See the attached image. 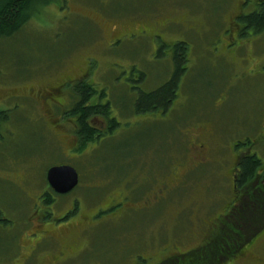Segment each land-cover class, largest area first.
<instances>
[{
    "label": "rangeland",
    "instance_id": "1",
    "mask_svg": "<svg viewBox=\"0 0 264 264\" xmlns=\"http://www.w3.org/2000/svg\"><path fill=\"white\" fill-rule=\"evenodd\" d=\"M241 1L37 0L22 27L0 36V109L5 108L0 111V264H161V259L183 264L194 247L190 254L205 245L212 250L239 246V235L227 242L238 227L234 223L245 240L264 225V209L255 224L237 217L253 203L256 190L238 186L248 199L236 200L237 151L229 148L239 138L240 148L246 146L243 137L250 134L264 163V138L258 135L264 71L246 69L264 61V29L250 36L248 63L221 54L224 40L217 38ZM263 2L247 0L244 6L247 11ZM168 20L178 23L165 26ZM143 27L169 42L193 41L194 60L171 106L137 113L141 91L156 89L173 72L168 45L153 56L156 46L148 36L110 43ZM87 70L90 81L105 89L102 101L111 104L109 115L120 124L110 132L108 122L95 117L93 124L106 131L79 148L74 117H60L71 99L56 106L58 118H50L35 97ZM202 127L212 135L202 136L208 141L206 157L193 165L188 147ZM61 163L77 168L82 186L72 192L80 197L78 213L59 225L53 222L71 207L72 196L51 203L39 196L48 168ZM256 178L253 185L264 184L263 169ZM162 184L168 190L156 200ZM120 201L114 211L104 209ZM98 207L104 216L92 215ZM255 247L249 259L221 264H258L264 237ZM224 253L219 250L211 259L221 260Z\"/></svg>",
    "mask_w": 264,
    "mask_h": 264
},
{
    "label": "flooded vegetation",
    "instance_id": "2",
    "mask_svg": "<svg viewBox=\"0 0 264 264\" xmlns=\"http://www.w3.org/2000/svg\"><path fill=\"white\" fill-rule=\"evenodd\" d=\"M247 0H243L240 3H238L235 8L230 12V20L228 21V25L226 24L223 29H221V34L217 37L220 40H224L222 46L220 47V51L221 54H223V50L234 60V59H240L242 62H247L249 58L248 53L250 51H253V42L254 39L250 36H252L254 33H257V29L254 28V26H250V24H248V22L245 21V19H243L244 17L249 16V14L251 13H259V12H263L264 13V2L262 3L261 6H254L252 9H249L246 11L245 8V4H246ZM178 23V21L175 20H168L165 21L164 25L167 26L169 23ZM138 27V26H137ZM264 29V27H263ZM262 29V30H263ZM194 30L193 27H187V31H191ZM261 30V31H262ZM260 32V31H259ZM132 35H136L137 37L139 36H148L150 38L153 39L154 41V45L156 46L154 52H152L153 56H158V52H160L164 46L168 45L170 46V59L173 62V72H172V76L170 77L169 80H172V78H174V76L176 74L177 75V79H176V89L175 92L176 94H178L177 89L180 86V83L182 81V78L184 77V75L187 73V71L189 69H191L192 63H193V58L191 56L192 54V42L190 40H186V39H173L172 41H167L163 38L162 33L160 32H155V33H148V29L147 28H142L141 30H131L128 31L120 36H116L115 39H113L110 43H114L117 39L119 38H123V37H131ZM156 41V42H155ZM183 48V58L180 60L178 59L177 53H180V49ZM182 50V49H181ZM180 58V57H179ZM87 66L89 69H91V64L89 61L86 62ZM249 67L247 66V70L249 69H261L262 71H264V61L260 60L258 61V65ZM92 70V69H91ZM142 71V70H141ZM143 72L140 73L141 77L143 76V74H148L146 70H143ZM143 73V74H142ZM261 73V72H258ZM91 73L90 71H85V72H78L77 76H72L70 78H68L67 80H65L64 82H62L61 84H58V86H54V88L51 91H44V90H40V94H37V96L35 99L37 102H39V104L41 105V107L45 110V116L49 115L50 118H52L53 116H55V108L56 106H64L67 102H68V98L71 99V107H67L65 108V110L61 111L60 113V117L61 118H68L67 113L70 112L71 110H74L75 108L78 107V105H81L82 108H87L89 110V112L91 113L90 116L86 119V121L92 125L93 127L95 126L93 124V121L95 119V117H102L103 122H108L107 125V129L109 126V122L112 119V116H110V111H111V104L108 102L106 103L103 102V98L106 95L105 89L103 88H98L94 82L90 81L89 77H90ZM140 95V94H139ZM31 97H33L32 95H29ZM57 97L62 98V100L57 99ZM139 98V96H138ZM174 99V98H173ZM171 106V105H170ZM92 112V110H94ZM0 111H5V108H1ZM108 112V113H107ZM59 116V115H58ZM58 116H55V118H58ZM81 116V113L79 112L78 114H75L74 116H70V117H74L75 119V126H74V132L77 135V130H78V117ZM109 119V121H108ZM59 121V120H58ZM61 122V121H59ZM58 125H62L61 123H58ZM96 128H98V132L97 135H100L101 133H103L105 130V127L103 128V126H97ZM207 136V135H212V130L206 127H202L199 131L196 132V137L195 140L191 141L189 144V151L192 152L191 155V164L196 165L198 164L201 160H203L206 157V151H207V147H208V141L202 140V136ZM258 135L260 136V138H264V119L262 120L261 123V127L259 130ZM78 137V135H77ZM247 138V140L244 142L245 144H247L249 142V138L250 141L252 143H248L246 146L241 147L239 143V139L235 140L231 146H229V148L232 149V151L234 150L235 153L237 151L236 154V160L234 162V166H233V176L235 178V180H243L241 179L243 174V163L245 162V160L256 154L257 151L255 150V147L253 144V142L255 140L252 141V137H250V134H246L245 137L243 138ZM240 151V152H238ZM190 155V154H189ZM62 164V163H61ZM52 166V165H51ZM260 169L264 168L261 166ZM236 171V172H235ZM79 173V180L77 185L72 188L70 191L68 192H60L57 189H55L48 181L47 179V172H46V179H47V185L45 187V189L41 192L40 194V198L43 202L45 203H49L50 201H53L54 199H58L61 196H72V192L74 191V189H76V187H80L82 186L81 184V173L78 171ZM236 183V182H235ZM239 184V183H238ZM237 183L234 186V190L238 196H236V200L239 199L242 201L248 199V196H244V194L242 192H240V188H244L246 190L249 189L248 186H244L243 184L238 185ZM163 185V184H162ZM168 185H163L162 187H160L157 192L156 195V200L159 199V197L161 196V193L164 190H168L167 188ZM239 186V187H238ZM249 191V190H248ZM239 193V195H238ZM72 205L70 208H68L67 210H65L64 212H62L61 214H59L56 217V220L53 222L54 224H64V223H68L77 213H78V201L80 200V197L78 196H72ZM233 199L235 200V194L233 196ZM251 201H249L250 203ZM117 203H114L112 205H109L107 207H104V209H110V212L114 211L117 207V205H119ZM237 206V204H236ZM101 207H98V209L92 213V215H98V217L104 216V215H99L102 213V211H100ZM231 208H234V206L232 205ZM103 209V211H104ZM50 215V214H49ZM48 215V216H49ZM2 220H4V218L2 217ZM1 220V221H2ZM44 234V230H41ZM264 231V225H262L258 230H256L245 242H243L242 244H240L239 246H237L236 248H233L232 246H228L227 248H224L223 250H225V253L222 255L221 260L224 261H228V260H235L236 261H245L247 259H249L248 257H250L252 254L254 255L256 252V244L257 242L262 239L264 237V234L257 240L254 241V239L259 236L262 232ZM43 236V235H42ZM43 238V237H42ZM253 243V244H252ZM247 245H252L247 246ZM247 246V247H246ZM61 246H59L56 250H59V254L61 257H64V252L62 251V249H60ZM195 248V247H194ZM194 248L189 249L188 251H192ZM211 248V247H210ZM200 250V248H198V251ZM212 250V248H211ZM210 250V251H211ZM206 252V250H201L199 251V255H201L202 253ZM184 253H182L181 255H183ZM196 254V253H194ZM193 255V254H192ZM60 257V258H61ZM201 257V256H198ZM258 261V264H264V258L262 257H258L256 258ZM167 262V263H166ZM166 262L163 261V259H161L158 263L161 264H174L172 263V260H167ZM185 261L183 260V264ZM175 264H182L181 261H177ZM218 264V263H216ZM221 264V263H219Z\"/></svg>",
    "mask_w": 264,
    "mask_h": 264
},
{
    "label": "trees",
    "instance_id": "3",
    "mask_svg": "<svg viewBox=\"0 0 264 264\" xmlns=\"http://www.w3.org/2000/svg\"><path fill=\"white\" fill-rule=\"evenodd\" d=\"M36 1L37 0H0V36H4V35L9 36L13 34L16 30H18L20 27H22V25L32 16V14H34ZM243 19H245V21L248 22L250 26H254V28L257 29V31H261L264 27L263 12L251 13L249 14V16L244 17ZM181 49H180V53L178 52L176 56L180 60L183 58V51H184L183 48ZM177 75L178 74H176L174 78H172V80L166 81L165 83L161 84L159 87H157L152 91H141L138 100L135 101L137 113H145L149 111H154L156 109L161 110L163 107L167 109L170 103L173 102V98L176 95L175 89H176ZM95 109L96 108H94L92 112L95 111ZM79 112L81 113V116L78 117L79 128L77 130V135L79 139V148H82L83 146L85 147L87 144L91 142L99 140L100 135L102 133L100 135H97L98 132V128H96L97 126L93 127L86 121V119L91 114L87 108H82L81 105H78L77 108L68 112L67 115L74 116ZM119 124L120 122L117 119L115 118L111 119V121L109 122L108 131L112 132ZM0 138H1V134H0ZM249 142L251 143L250 140ZM262 165H264L263 160L259 155H257V153L248 157L243 163L244 175H242L241 177V179L243 180L239 179L235 181L237 184L239 183L238 185L243 184L244 186H248L249 189L254 188V190H256V192L252 197L254 199L253 203H250L249 207L246 208L244 211H240L239 213H237V217L239 219H242L243 221H245L247 218L254 219L253 222L254 224L257 222L256 217L261 216L257 213L260 212L262 209H264V184L260 183L256 186L253 185V182H256L255 180L257 179L256 178L257 173ZM49 203H51V201ZM1 220L2 217L0 213V223L2 222ZM254 224H251L250 226L253 227ZM234 225L238 226L239 228L238 227H235L233 229L231 228L233 235L231 236L232 233L229 234L227 242L231 243L230 240L235 238L236 235H239L242 238L237 242L239 244H242L243 242L246 241L244 238L245 236L244 237L242 236L243 234H242V230L240 229V226L236 225L235 223ZM253 233H251V235ZM206 246L208 247V245H205L200 248L199 251L206 250V252L203 251L201 255H199V252H197L196 254L192 253L193 255L190 254L191 251L188 252L185 256L187 259L184 263L206 264L209 261H214L209 264L222 263L223 260H218V259L212 260L211 258L213 256L215 257L216 255L213 253H217V251L223 250L224 247L221 248L214 247L213 250H211L210 247L206 248ZM188 256L191 257L190 260H188Z\"/></svg>",
    "mask_w": 264,
    "mask_h": 264
},
{
    "label": "water",
    "instance_id": "4",
    "mask_svg": "<svg viewBox=\"0 0 264 264\" xmlns=\"http://www.w3.org/2000/svg\"><path fill=\"white\" fill-rule=\"evenodd\" d=\"M47 179L58 191L68 192L77 185L79 173L77 168L72 164H55L48 168Z\"/></svg>",
    "mask_w": 264,
    "mask_h": 264
}]
</instances>
